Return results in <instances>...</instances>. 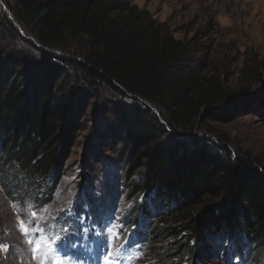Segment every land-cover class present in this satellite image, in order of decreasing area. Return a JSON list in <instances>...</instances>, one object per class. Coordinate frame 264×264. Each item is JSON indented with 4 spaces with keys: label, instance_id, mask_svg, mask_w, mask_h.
I'll return each instance as SVG.
<instances>
[{
    "label": "trees",
    "instance_id": "1",
    "mask_svg": "<svg viewBox=\"0 0 264 264\" xmlns=\"http://www.w3.org/2000/svg\"><path fill=\"white\" fill-rule=\"evenodd\" d=\"M0 19L15 38L0 40V185L8 197H53L84 104L110 87L133 101L113 108L111 125L125 166L138 174L132 192L146 195L136 209L145 231L134 244L153 233L179 245L185 264L210 254L235 264L229 252L236 264H264V159L191 133L264 111V81L237 103L242 94L213 74L183 78L187 45L131 0H4Z\"/></svg>",
    "mask_w": 264,
    "mask_h": 264
},
{
    "label": "rangeland",
    "instance_id": "2",
    "mask_svg": "<svg viewBox=\"0 0 264 264\" xmlns=\"http://www.w3.org/2000/svg\"><path fill=\"white\" fill-rule=\"evenodd\" d=\"M3 1L0 0L1 3ZM131 2L148 11L157 22L164 23L175 38L187 45L190 57L178 66L183 78L188 75L213 74L230 92L242 94L235 101L237 103L249 100V94L262 87L264 0ZM14 25L16 26L15 23ZM0 31V40L3 43L15 40L13 33L1 19ZM20 33L25 41L36 44L30 35L25 36L22 31ZM16 45L25 47L20 42H16ZM97 96L92 103L88 101L84 104L88 115L79 117L81 124L76 144L66 163L64 176L49 201L42 203L32 199H13L14 197L7 196V192L0 185V244L7 246L6 249H0V264H37L32 259L31 248L26 242L28 238L19 231V219H24L27 223L31 220L32 211H36L40 217L49 214L56 216L58 213L55 210L68 208L69 201H73L72 211L75 215L68 223H65L66 214H59L58 222L49 221V236L62 233L66 227L72 225V229L79 231L81 236L85 230L90 233L100 231L101 238H104L108 230L112 229L111 235L115 237L116 230H121L119 237L111 244L112 252L124 244L130 233L131 235L125 254L117 264H185L184 254L176 250L179 245L174 246L172 239L145 232L144 241L134 244L139 239L137 233L145 231L141 228L144 225L140 226L138 222L136 209L142 206L146 195L132 192L138 181V174L130 173L125 166L121 148L116 141L117 129L111 125L113 108L130 105L133 101L128 97H121L110 87L97 92ZM102 121L106 125L100 129L98 127L102 126ZM92 122L93 127H90ZM191 133L205 136L214 143H223L234 152H246L264 159V111L259 108L247 109L227 121H207L201 128L192 129ZM101 134L104 136L101 137ZM81 178H84L82 185L79 183ZM30 204H36L37 207H29ZM102 216L111 217L110 222L100 224ZM165 219L168 222L172 218L170 216ZM95 239L94 235L90 236L89 247H94L91 241ZM208 247L212 250L211 244ZM226 247H222L221 255H224ZM104 255L106 253L98 257V264H103ZM228 256L230 262L238 263L237 255L229 252ZM85 260L87 264H94L92 254L78 256L79 264H84ZM198 264L227 262L210 254L203 261L199 260Z\"/></svg>",
    "mask_w": 264,
    "mask_h": 264
},
{
    "label": "snow or ice",
    "instance_id": "3",
    "mask_svg": "<svg viewBox=\"0 0 264 264\" xmlns=\"http://www.w3.org/2000/svg\"><path fill=\"white\" fill-rule=\"evenodd\" d=\"M73 201H69L68 208L56 209V216L51 214L40 217L36 211L31 212V220L25 223L24 219H19V231L27 237V244L31 248L32 259L37 264H79L78 256L81 254H92L94 264H98V257L104 253L103 264H117L125 254V248L129 244L130 235L125 238L124 244L115 252L110 250L114 239L118 238L121 230H116V236L111 235L112 229L108 234L101 238V232L90 233L85 230L83 236L79 231L73 230L71 226L66 227L62 233L52 236L48 235V222L60 220L59 214H66L65 223H68L71 217L75 215L72 211ZM29 207H37L36 204H30ZM111 217L102 216L100 224H108ZM33 225L35 229L33 230ZM94 235L95 240L91 241L94 247H89L90 236ZM6 245L0 244V249H6ZM87 264V260L84 261Z\"/></svg>",
    "mask_w": 264,
    "mask_h": 264
},
{
    "label": "water",
    "instance_id": "4",
    "mask_svg": "<svg viewBox=\"0 0 264 264\" xmlns=\"http://www.w3.org/2000/svg\"><path fill=\"white\" fill-rule=\"evenodd\" d=\"M6 12H7V14H8V18L12 19V18H11V13L9 12V10L6 9Z\"/></svg>",
    "mask_w": 264,
    "mask_h": 264
}]
</instances>
